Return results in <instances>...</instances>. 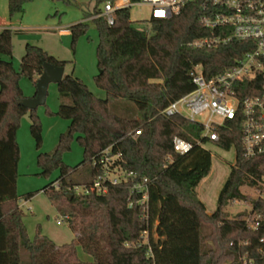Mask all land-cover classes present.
Segmentation results:
<instances>
[{"label": "trees", "instance_id": "obj_1", "mask_svg": "<svg viewBox=\"0 0 264 264\" xmlns=\"http://www.w3.org/2000/svg\"><path fill=\"white\" fill-rule=\"evenodd\" d=\"M30 1L8 0L9 16L20 14ZM105 1L95 0L91 12L83 11V18L100 13ZM182 9L173 18L151 20L150 30L139 29L128 8L117 10L113 24L102 17L92 18L98 32L93 79L105 97H96L71 73H64L58 82L60 102L55 114L69 120V125L59 134L53 150L38 155L37 165L41 175L59 171L41 191L60 214L67 215L75 235L61 245L39 232L33 239L28 237L16 189V132L27 113L30 135L40 147V119L36 109L20 104L24 95L19 81L25 77L35 85L43 61L61 66L67 61L25 43L16 68L11 60L13 32L8 27L0 30V56L7 57L0 58V264H264V254L257 251L264 224L253 230L245 222L247 211L230 218L224 211L230 202L247 200L240 188L257 184L264 157H244L236 124L227 121L220 126L217 131L221 138L214 144L225 150L234 148L235 160L219 190L216 209L208 212L196 195L198 183L212 167L210 151L199 144L206 142L201 136L202 125L182 115L161 114L170 102L194 89L190 72L195 66L200 65L206 77L215 75L251 50L252 42L233 40L214 49L196 48L190 43L209 32L198 20L196 2ZM87 27L86 21L68 27L71 47ZM136 129L139 135H134ZM175 136L188 140L191 150L176 153L172 149ZM73 139L81 146L83 158L69 166L62 152L69 149ZM108 147L111 153H120L122 168L133 171V176L109 185L104 194H73L70 185L91 180L101 172L93 163ZM142 179L149 186L148 226L141 206H128L129 199L139 198L138 193L131 192L132 184ZM38 192H27L23 199ZM248 200L253 210L264 215L263 198ZM145 230L147 242L142 238ZM78 246L93 257L92 262L76 257ZM243 256L251 263H244Z\"/></svg>", "mask_w": 264, "mask_h": 264}, {"label": "built area", "instance_id": "obj_2", "mask_svg": "<svg viewBox=\"0 0 264 264\" xmlns=\"http://www.w3.org/2000/svg\"><path fill=\"white\" fill-rule=\"evenodd\" d=\"M197 3L200 9L198 20L208 32V36L196 38L194 47L214 49L218 46L236 41H251L252 49L236 59L231 67L206 77L200 65L190 72L194 89L170 102L161 111L162 115H182L202 125L201 136L206 142L217 143L221 136L217 129L225 122L231 121L241 131V148L244 157H264V0H106L101 4L97 17L104 18L107 24H113L117 10L131 6H146L149 19L133 21L141 30L140 25L151 24L153 19H170L178 16L187 4ZM90 19L92 18L89 17ZM69 31V30H68ZM134 135H139L136 129ZM205 143V142H204ZM204 143H199L202 147ZM192 144L183 137L175 136L172 149L182 155L189 152ZM94 165L101 172L95 178L73 184L68 189L75 195L90 193L104 194L109 185L126 182L133 176V171L126 172L122 168L120 153H111L110 147L101 151ZM142 179L132 184L131 192L139 194L136 201L128 200V206L136 203L141 206L142 219L149 225V186ZM257 184L251 187L257 196L264 199V164ZM58 188V183L53 184ZM67 219V215H62ZM246 224L253 230L264 224V215L253 210L251 206L245 215ZM57 219L56 223L61 224ZM156 222L152 225V229ZM148 231L142 233L147 242ZM258 252L264 254V234L259 239ZM251 259L243 256L244 263Z\"/></svg>", "mask_w": 264, "mask_h": 264}, {"label": "rangeland", "instance_id": "obj_3", "mask_svg": "<svg viewBox=\"0 0 264 264\" xmlns=\"http://www.w3.org/2000/svg\"><path fill=\"white\" fill-rule=\"evenodd\" d=\"M6 1L8 2V0ZM94 4L95 0H73L71 3L62 0H32L24 5L23 16L15 14L10 17L4 6L5 1H1V20L11 21L13 22L12 26L22 28L19 32L12 31V61L14 67H19L26 42L37 46L42 45L59 52L60 56L67 61L64 66L66 74L71 73L74 68V74L87 85L88 89L96 97L104 98V90L100 89L93 79V76L97 73L95 46L98 40V32L91 19L96 18L97 14L92 15L91 19L85 20L88 30L77 38L73 47L70 44V30L69 33H61L56 30V27L68 28L73 23L81 21L83 13L86 11L91 12ZM129 11L132 21L136 19L143 20V18L149 19L150 10L146 6H131ZM139 27L147 30L151 29L150 25L144 23ZM19 84L21 88L33 85L25 77L20 79ZM22 93L23 95L27 93L25 87L22 88ZM45 101V104L35 110L41 123L42 143L40 147H36L35 141L30 135V119L27 113L21 117L16 132L19 154L16 189L19 196L18 204L22 210V220L26 226L28 237L33 239L36 233L39 232L41 235L49 237L56 244L61 245L70 242L75 235L66 219L62 218V214L52 205L47 195L41 191L45 184L53 181L58 176L59 171L55 170L48 176L41 175L37 165V157L42 152H50L54 149L58 143L59 134L67 129L69 121L55 114L60 102L56 84L51 83L49 85ZM203 147L211 153L212 167L208 175L198 183L196 195L205 204L206 211L212 212L217 206L216 199L219 190L234 163L235 150L234 148L225 150L216 146L213 142H205ZM62 153L64 163L69 166L77 165L83 158L82 148L76 139H73L69 149ZM240 189L247 200H236L224 206V211L229 218L234 217L239 212L248 211L251 207V201L248 198L254 199L257 196V191L251 187L243 185ZM36 191L39 192L26 200L23 199L27 192ZM60 205L63 208L67 207L65 202H61ZM57 219L62 220L61 224L56 223ZM76 257L85 262L93 261V257L84 252L81 246L76 248Z\"/></svg>", "mask_w": 264, "mask_h": 264}, {"label": "water", "instance_id": "obj_4", "mask_svg": "<svg viewBox=\"0 0 264 264\" xmlns=\"http://www.w3.org/2000/svg\"><path fill=\"white\" fill-rule=\"evenodd\" d=\"M43 70L35 81V93L32 96H24L19 102L28 109H37L45 104L48 87L51 83L58 84L64 75L65 67L53 65L47 61L42 62Z\"/></svg>", "mask_w": 264, "mask_h": 264}, {"label": "crops", "instance_id": "obj_5", "mask_svg": "<svg viewBox=\"0 0 264 264\" xmlns=\"http://www.w3.org/2000/svg\"><path fill=\"white\" fill-rule=\"evenodd\" d=\"M2 2L3 1H5V9L7 10V4H8V2L6 1V0H1ZM1 1H0V4H1ZM7 2V3H6ZM1 6V5H0ZM23 11L20 13L21 14V16H23ZM88 19V18H87ZM87 19H85V18H83L81 21H85V20H87ZM78 22H80V21H78ZM76 23V22H75ZM13 25V22H11V21H9V22H6V21H4V20H1V18H0V30H2L3 28H5V27H8L11 31H15V32H19L22 28H20V27H14V26H12ZM73 25V24H72ZM71 26V25H70ZM68 28H57L56 27V30H58L59 32H61V33H69V31L67 30ZM54 30V29H53ZM26 43H28V42H26ZM41 48H43L44 50H46L51 56H53V57H55L56 59L58 58V59H61V60H64L63 58H62V56H60V54H59V52H56V51H54V50H51L50 48H46V47H44V46H40ZM0 58H2V59H4V58H7L6 56H0ZM11 60H12V57H11ZM13 62V61H12ZM64 73H66L65 72V70H64ZM71 74L72 75H74V76H77V75H75L74 74V68L71 70ZM32 83V82H31ZM21 86V85H20ZM56 86H57V84H56ZM25 87V89L27 90V93H25L24 95H27V97H29V96H32V95H34V93H35V85L33 84V85H31L30 87H26V86H23L22 88H24ZM21 88V89H22ZM59 105V104H58ZM58 109V108H57ZM69 121V120H68ZM24 203V202H23Z\"/></svg>", "mask_w": 264, "mask_h": 264}]
</instances>
